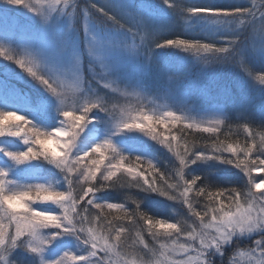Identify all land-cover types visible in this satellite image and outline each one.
Returning <instances> with one entry per match:
<instances>
[{"label":"snow or ice","instance_id":"6c2138e0","mask_svg":"<svg viewBox=\"0 0 264 264\" xmlns=\"http://www.w3.org/2000/svg\"><path fill=\"white\" fill-rule=\"evenodd\" d=\"M162 4L186 19L203 39L194 36L148 43V21H155L164 11L149 2L119 0L110 11L91 0L83 9L78 0H0V12L23 10L31 14L38 21L39 32L49 37L46 45L0 46V58L19 69V73L0 69L5 77L0 79V264H119L113 257L121 256L131 235L126 224L141 221L147 225L152 245L145 239L144 229L135 233L133 244L138 241L143 249L139 264H161L155 259L157 251L161 257L171 254L168 264H217V257L224 264L226 250L243 240L252 241L250 256L257 264H264V178L259 182L253 179V173H264V107L259 119L262 131L257 136L252 130L256 121L239 108L234 119L217 104L212 118L197 120L192 115L198 108L195 101L185 102L186 107L179 112L164 106L149 113L140 106L133 114L131 107L110 103L93 86L102 84L120 92L113 84L102 83L103 78L119 72L123 60L142 58L140 78L129 86L145 89L143 77L153 64L178 58L171 49L204 65L241 58L240 66L249 76L248 57L252 56L264 73V0H252L251 6H182L174 0H162ZM89 8L105 21L98 22ZM118 9L125 10L133 23L126 27L115 11ZM81 20L82 35L73 27ZM138 35L140 43L136 44ZM129 37L131 46L125 43ZM0 38L12 42L6 35ZM62 73L72 76L78 93L72 99L73 107L68 106ZM8 74L21 80L26 77L43 95L35 101L26 96L29 107L13 103V93H25L8 83ZM256 79L264 84V74ZM165 96L170 98L167 90ZM50 117L55 119L51 125ZM232 123L244 133L242 144L221 139L222 126L231 127ZM88 133L91 139L82 146ZM190 133L209 134L211 144L201 149L193 142L189 147L185 137ZM141 135L166 149L174 162L162 170L153 145ZM44 163L56 169L51 181L41 173ZM208 164L226 166L224 170L231 173L236 169L243 173L236 177V183L241 184L244 177L247 183L239 187L213 183L208 179L211 173L198 175L192 168ZM124 176L129 178V188L143 194L132 201L135 209L128 208L126 202L107 201L110 190L117 188ZM156 196L181 202L191 222L167 223L147 216L141 204ZM113 212L123 215L113 216Z\"/></svg>","mask_w":264,"mask_h":264},{"label":"trees","instance_id":"16d2710c","mask_svg":"<svg viewBox=\"0 0 264 264\" xmlns=\"http://www.w3.org/2000/svg\"><path fill=\"white\" fill-rule=\"evenodd\" d=\"M138 4H143L146 2L154 3L157 6L164 8L162 4V0H136ZM170 2H173V0H170ZM174 2L182 5V6H188V5H203L206 3H212L222 6H228L232 4H245L247 6H251L252 0H174ZM259 2V0H257ZM91 3H95L98 6L107 7L110 11L114 10L112 8V5L109 3L108 0H91ZM78 4L80 9L86 8L89 5V0H78ZM89 11L93 12V15L96 17L98 22H104L105 18L100 16L98 13H95L94 10L89 8ZM117 15L121 18L122 21H124L125 26L127 27L130 23H133L132 19L128 16H126V11H122V9L115 10ZM188 14L185 12L184 16L186 17ZM170 24V28L167 30V33L164 34V36L158 40L163 41L164 39H176V38H187L191 39L194 36L196 38L203 39V36H196V32L191 27L190 23L184 19L181 18L179 14H173L170 10L167 8H164V11L160 13V17L156 19L155 21H148L147 26V36H148V43H150V38L153 34V32L161 31L163 24ZM74 28H79L82 33V20L79 23L74 22L73 23ZM257 29L260 28L259 22L256 25ZM144 34V33H142ZM7 36V33L2 34L1 36ZM139 36V35H138ZM137 36V37H138ZM136 37V38H137ZM16 38H18V35L16 34ZM241 40L245 41V35L241 36ZM220 41H218L219 43ZM246 42V41H245ZM170 51H173L172 55L178 57L177 59H173L170 63L167 64H153L151 68L152 76H146L144 81L148 87L155 86L160 84L163 81H166L167 79H171L173 84L179 86V89L185 90L190 97L191 95L197 91H202L208 87L213 88L215 87L217 90H224V98L226 100H223L225 105H227L228 100L231 98L230 96H227V92L230 91L233 94H236V85H240L244 87L243 91H239L240 95H246V92H252V91H259L261 92L262 89H264L263 85H259L255 81L251 79V77L248 75V71L243 69L240 66V59L241 58H235L230 63L227 64H216V63H210L208 65L196 63L194 59L189 56L186 53L179 52L178 50L171 49ZM7 67L9 69H13L15 73H19V69H15L14 65L6 64L0 58V69ZM261 64L259 61L252 56L248 57V69L251 70L253 73H259L264 74L260 72ZM163 72V77L161 78L158 76V72ZM87 76V75H85ZM0 79H5V77L0 74ZM166 79V80H165ZM8 83L16 88L18 91H23L25 95H16L19 102L17 105L23 106V107H29L26 101V96H29L32 98L33 101H35L37 96H42L43 94L41 91L34 87L30 81L27 80L25 77L24 79H17V77L13 74H8L7 76ZM97 88L99 94L101 96H105L109 100V93L107 89L103 88L100 85H93ZM194 90V91H193ZM208 91V90H207ZM208 93V92H206ZM262 105L259 107H264V100H262ZM260 101V102H261ZM259 102V104H260ZM219 103V102H218ZM216 103V104H218ZM258 107V108H259ZM261 108H259V112H261ZM250 111L247 113L251 117ZM233 119L235 118L236 114H229ZM252 118V117H251ZM61 119V118H60ZM55 123L54 117L48 118V124L51 125ZM57 126H59V122L57 121ZM222 133H221V139H226L227 141H239L241 144L244 142V133L242 130H237L235 123L231 124V127L229 125H223L222 126ZM51 130V129H50ZM253 133L259 135V133L262 131V129L259 126V123L256 122V124L253 126ZM174 132H176L178 135H181L180 129H173ZM214 138V137H213ZM141 139H144L147 141L148 144L153 145V155L155 156L156 160L159 162L160 168L163 170L165 169L166 165H170V162H174L173 157L166 151V149L161 148L159 145L155 144L153 141L149 140L148 138L141 137ZM185 139L189 143V147H191V144L193 142H196L199 146V148H204L205 145L211 144V139L209 138V134L207 133H190L188 134ZM183 151V149H181ZM226 166L221 165H203L202 167L192 166V168L195 170V174L203 175L205 173H211L208 176V179L212 181L213 183H224L225 186H228L229 184L233 186H242L247 183V177H244L241 184L236 183V177L237 176H243V173H239L236 169H232V173H236V176H233L231 172H228L225 169ZM41 173L43 176L48 178L50 181L55 178L54 174L56 173V169H54L51 165H48L46 163L43 164V167L41 168ZM118 175H120L118 173ZM129 182V178L124 176L121 178V180L118 182V186L115 189L110 190V195L107 197L108 202H116V203H125L126 206L130 209H135V204L132 203L134 199H140L143 195L142 193H139L137 189L135 188H129L127 186ZM120 184H124V187H120ZM77 190L79 189V186L77 185ZM162 201V202H160ZM40 207H48V204H40ZM197 208H200V204L196 205ZM146 207V208H145ZM141 210L146 213L147 216H154L155 219H164L165 221H180L182 224L187 225V223L191 222L192 217L188 216L187 214V208L178 201H169L164 199L163 197H152L147 202L146 205L143 203L141 204ZM106 212L108 210H105ZM113 216L115 215H123L119 212H113ZM122 221H114L115 223H121ZM8 223V222H7ZM6 223V225H7ZM126 226L131 230V235L135 237V233L139 231L140 229H144L146 224H144L142 221L137 224H126ZM145 239L148 241V243L152 244V237H149L148 234H144ZM136 239V238H135ZM136 248L135 250H132L126 243L125 248L128 249L127 252H132L133 255L137 256L138 250L141 247H138V241H136ZM252 241L246 240V242L241 241L238 244H234L232 247L228 248L226 252H231L233 250H236L238 247H242L243 249H249L250 244ZM246 243H248L247 246ZM139 253V252H138ZM25 260H27V257H23Z\"/></svg>","mask_w":264,"mask_h":264},{"label":"rangeland","instance_id":"374dc122","mask_svg":"<svg viewBox=\"0 0 264 264\" xmlns=\"http://www.w3.org/2000/svg\"><path fill=\"white\" fill-rule=\"evenodd\" d=\"M111 5L119 2V0H108ZM122 11H125L122 9ZM127 16V12H126ZM170 24L166 23L163 24L162 30L153 32L151 38H150V43L162 38L165 33H167V30L170 28ZM39 24L38 21L35 17H33L31 14L24 13L23 10L20 12L16 11H11V12H0V37L4 33H7V36L12 38V42H9L7 40H4L0 38V46L4 47H14V48H19L20 46H28V45H46L48 43L49 37L41 34L39 32ZM143 33V32H142ZM141 33V34H142ZM16 34L18 35V38H16ZM127 35V34H126ZM125 43H127L129 46L132 45L133 40L129 37ZM135 43L139 44L140 43V36H138L135 39ZM141 62L142 58L140 61L138 60H133V59H125L121 62V68L120 71L113 74L112 76L109 77H104L102 80L103 82L111 83L113 84L114 87H118L120 92L128 93L127 97L120 95V92L114 93L111 88L107 89L109 93V102L110 103H115L119 107H123L125 109L131 107L133 109V114H135V109L144 106L145 110L148 111L149 113L152 112H159L162 110L164 106H167L169 108L175 109L179 112V110L183 109L186 107V103H191L195 101L197 103V112L193 113L192 115L197 119H210L212 118V114L214 113L216 103L213 102H206V97L203 94H199V97H190V95L182 89H179V86L171 83L172 80L165 79L166 81L161 82L160 84L155 86H150L145 89H136L133 87H130L132 83L138 78H140L141 75ZM83 64H84V75H88V58L87 55L84 56L83 58ZM97 72H99V68H97ZM259 73H253L250 77L253 81L260 84L258 79ZM146 76L151 77L152 73L151 70L149 73H147L143 79H145ZM158 76L161 78L163 77V72L160 71L158 72ZM61 80L64 85V90L69 98L68 106L73 107L72 105V99L78 95V93L75 91V86L73 82V78L70 74H67L66 76L62 73L61 74ZM95 84V83H94ZM102 86V84L100 85ZM237 88V93L235 94L236 96H239L240 93L239 91H243L244 87L240 85H236ZM168 91L169 97L165 96V91ZM194 91V90H193ZM214 92V93H213ZM248 92V90H247ZM246 92V93H247ZM16 93H13L10 97L13 103L17 104L19 100L16 97ZM249 101L245 102L243 97H233L228 100V103L226 105V111L228 114H237V108H239L241 111L245 112V114L250 113L251 117L259 123L260 119V113L258 106L257 100H261V92L257 91H252L249 93ZM210 96L214 98V101H223L226 100V98L223 99V96L220 95V93L216 90L215 87L211 90ZM105 97V96H104ZM220 105H223L225 103H218ZM249 116V114H248ZM61 119H63L61 117ZM163 131V129H162ZM137 135H140L137 133ZM141 137H144L141 135ZM147 138V137H144ZM11 139V138H10ZM63 139V137H61ZM91 139V134L88 133L86 135V139L83 141L82 146H86L89 140ZM17 146L22 147L17 142ZM125 155H127L125 153ZM195 166V165H192ZM201 167L203 165H200ZM262 178H264V173H253V179H255L257 182H259ZM47 207V206H46ZM167 223H173L174 221H166ZM5 224L7 223V220L4 222ZM160 232H163V229H158ZM155 231V230H154ZM144 234H147V225L145 227V231L143 232ZM150 237V236H149ZM136 237L130 235L126 238V243L127 245L132 249L135 250L136 248V243L133 244V241H135ZM258 238V237H256ZM163 239V237H161ZM246 242V240H243ZM183 242V241H182ZM168 244H171V241H167ZM150 245H152L150 243ZM248 243H246L245 246H247ZM252 242L250 244V247H252ZM138 247H141L138 252L137 256L133 255L132 252H127L128 249L125 248V246L121 249V256L119 258L113 257V259H118L119 264H124L125 261H128L129 264H131L132 261H136L137 264H139V261L143 258L142 253L143 249L142 246L139 245L138 242ZM194 255V254H193ZM171 258V254H169L167 257H161L159 255V251H157V255L155 259H158L161 261V264H168V259ZM217 264H220V258L217 257ZM224 264H228L229 260H233L234 264H257L256 258L250 256L249 254V249H243L242 247H238L236 250H233L231 252H226L225 256L223 257ZM65 264H72L71 261H66Z\"/></svg>","mask_w":264,"mask_h":264}]
</instances>
